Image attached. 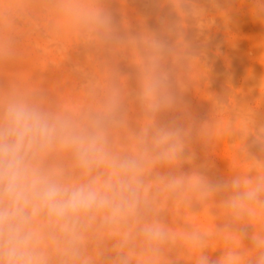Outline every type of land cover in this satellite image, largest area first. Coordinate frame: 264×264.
Wrapping results in <instances>:
<instances>
[{
    "label": "clouds",
    "instance_id": "obj_1",
    "mask_svg": "<svg viewBox=\"0 0 264 264\" xmlns=\"http://www.w3.org/2000/svg\"><path fill=\"white\" fill-rule=\"evenodd\" d=\"M22 3L34 10V31L57 37L60 65L69 36L99 70L78 66L79 88L55 100L41 81L0 86V264H179L193 250L194 264H264V161L245 144L241 151L261 170L255 180L232 172L213 183L198 170L185 173L194 140L210 146L237 129L232 121L213 128L190 117L158 119L181 106L175 73L198 54L183 25L207 9L174 0L159 30L133 32L117 26L103 0H0V66L19 55L10 27L25 20ZM120 60L135 67V89ZM253 145L264 152V135ZM209 206L222 210L210 229L170 224L172 209L198 215Z\"/></svg>",
    "mask_w": 264,
    "mask_h": 264
},
{
    "label": "rangeland",
    "instance_id": "obj_2",
    "mask_svg": "<svg viewBox=\"0 0 264 264\" xmlns=\"http://www.w3.org/2000/svg\"><path fill=\"white\" fill-rule=\"evenodd\" d=\"M217 2L220 7L219 10L213 7L211 0H192V3L196 6L207 9L206 13L200 18L183 25L186 31V38L196 47L198 54L194 58L190 59L184 67L178 69L176 72L177 74L175 73L177 76H182L181 78V76L177 77L175 75L176 80L179 79V81L181 80L182 82L186 81L183 82V87L184 85L186 86V96L182 95L184 99L182 98L180 108L164 112L160 115V117H163L168 121L175 120L179 123H185L186 117H190L196 124L206 123L213 128L222 127L227 123V119L228 121L232 120V122L235 120L233 122L234 127L239 131H237V134L233 136L235 139H233V137H229L230 139L228 140V136L226 135H217L215 138L216 141L214 140L213 144L210 146H205L196 140L192 142V146L200 152L207 154L210 159V163L214 162L211 165L210 171L206 173L204 172V175L213 180V183L220 180H222L221 183H223L229 179L232 172H238L242 176L247 175L251 179L255 180V177L257 176L256 173L260 174L261 170H254L255 168L257 169L256 165H254L255 168L253 166L255 161L249 159L247 154L241 151V145L242 147L245 144L249 145V152L252 155H255L257 159L264 161V152L260 151L258 145H253L255 137L264 135V96L259 95L253 87L250 90L249 86H246L249 82L246 76L248 75L249 70H251L254 66L264 65V49H262V45L264 48V0H217ZM173 3L174 0H103L104 7L112 13L117 26L127 27V25H129L130 30L133 32L140 30L141 27H147L150 30H159V21L161 16L166 15L169 12ZM33 11V9L22 3L20 12L22 15H25V20L23 23L18 21L19 23L16 22L13 24V27L16 26L14 29L12 26V28L10 27L13 31V36H16L17 34L22 36V38L16 36V39L19 37L17 39L19 40V45L26 46L28 44L27 49L29 50L30 56H32L31 63L27 68V73L18 72L11 80L39 84L43 79L40 86L46 91L48 96L51 97L50 99H52L53 97L56 98L55 95L58 93L67 94L72 92L74 89L79 88L80 81L78 74L74 71L77 67L73 65L74 61L73 64L70 65L66 62L71 58L74 60L73 57H70L74 56V53L75 57L80 59L81 66H89L92 63V67H90L95 70H99V65L94 60L89 61L87 59V51L82 45L70 44L72 42L69 36L63 37V39L65 38L64 41L67 42V45H65L64 42L65 47L68 48L71 46L68 49L69 53H67V57H69L66 58V61H63L66 62V64L62 63L61 65H57V63H61L63 60L62 55H64L63 53H58L57 48H55L57 37L49 35V39H44L36 33V31L32 30V27L29 25H32L31 13ZM254 11L259 14L256 12L254 13ZM260 12H262V14ZM244 19L247 20L245 23L244 21L240 22ZM236 23H238L239 27ZM234 25H237V27ZM24 29L25 34L22 33L24 32ZM34 38L36 40L39 39V45L42 43V45L51 44L47 47L45 53L42 50L44 49L42 45H34V42L33 44L30 42L31 40L36 41ZM173 43L176 45H182L183 41L178 37H174ZM35 46L38 47L35 48ZM257 47L259 49H257ZM59 54H61V56ZM57 55L58 57H56ZM129 55H131V53H129ZM50 59L53 60L51 61ZM54 59L57 61L56 64ZM173 60L174 57H170L169 63L171 64ZM241 60H244V62H241ZM121 61V64L118 62L116 67L125 78L128 77L127 82H132L135 89L136 69L126 60ZM50 62L54 63L57 67L54 65L51 66V64L49 65ZM71 62L72 61L70 60V63ZM71 65L74 67L73 69ZM243 65L247 68L244 69L245 71L242 69ZM68 68L71 70L70 73ZM241 69L244 74L246 73L245 75L241 74ZM40 71H42V73ZM33 74H35L36 77L39 76V79H42L37 80V78H32ZM66 77L69 81L66 80ZM9 81V79L1 80L0 86L7 87ZM69 84L73 86H69ZM262 89L264 90V86ZM187 90H190L191 93ZM252 90L255 92L251 93ZM256 92L257 94H255ZM54 98L52 100H54ZM188 98L191 100L189 101ZM184 105L186 106L184 107ZM239 106L241 108H239ZM185 108H187V110ZM188 108H190V110H188ZM247 108H250V111H248ZM189 111H191V113ZM246 112L247 114H245ZM238 114L239 116H237ZM235 115L236 117H234ZM240 119L242 121L239 122ZM244 119L249 121L246 127L247 129H242L241 127L243 125L242 123L245 122ZM238 123H241V126ZM239 129H242L241 131L243 132ZM241 134L242 136H247L242 137ZM228 141L231 142L229 143ZM232 143L234 144L232 145ZM229 144L232 148L228 146ZM249 163L251 164L249 165ZM251 165L253 168L250 167ZM213 166H215L214 174L211 173V176H209L211 170L214 169ZM248 166L249 168H252L251 174L245 173L247 172L246 169L249 171L247 168ZM188 167L187 163L183 164L181 171L190 173L193 170H197L194 167L192 169L190 167L187 169ZM252 172L255 173L253 174ZM215 173H217V175H215ZM213 176L216 178V181L213 179ZM248 230L253 231L250 226L248 227Z\"/></svg>",
    "mask_w": 264,
    "mask_h": 264
},
{
    "label": "bare ground",
    "instance_id": "obj_3",
    "mask_svg": "<svg viewBox=\"0 0 264 264\" xmlns=\"http://www.w3.org/2000/svg\"><path fill=\"white\" fill-rule=\"evenodd\" d=\"M244 7H245V5H244ZM247 11H249V10H247ZM246 11V12H247ZM256 11H254V13H255ZM256 13H258V12H256ZM261 14H262V12H260ZM246 14V13H245ZM259 14V13H258ZM247 15V14H246ZM256 15V14H255ZM25 16V15H24ZM251 16H253V15H251ZM258 16V15H257ZM245 17V16H244ZM249 17V16H248ZM254 18V17H253ZM242 19H243V17H242ZM246 19V18H245ZM242 20V21H240V22H243L244 21V23H245V21H247V20ZM248 19V18H247ZM238 20V19H237ZM30 22V21H29ZM236 22H238V21H236ZM19 23V22H18ZM23 23V22H22ZM31 23V22H30ZM243 23V24H244ZM25 24V23H24ZM237 25H238V23H236ZM237 25L235 26V27H237ZM240 25H241V23H240ZM248 25V24H247ZM12 27H13V25H11ZM15 26V25H14ZM18 26V25H17ZM25 26V25H24ZM11 27V28H12ZM19 27V26H18ZM238 27H239V25H238ZM14 28H16V26L15 27H13V29ZM29 28V27H28ZM241 28V27H240ZM31 29V28H30ZM237 29V28H236ZM256 29H257V27H256ZM32 30H33V27H32ZM234 30H235V28H234ZM23 31V30H22ZM21 31V32H22ZM12 29H10V34L12 35ZM28 32V31H27ZM26 32V33H27ZM20 33V32H19ZM22 33H24L25 34V29H24V32H22ZM37 33V32H36ZM23 34V35H24ZM28 34V33H27ZM21 35V34H20ZM51 35V34H50ZM16 36H19V34H17ZM15 36V37H16ZM19 37H21L22 38V36H19ZM19 37H17V39L19 38ZM35 39V38H34ZM48 39H49V37H48ZM52 39V38H51ZM51 39H50V41H51ZM54 39V38H53ZM63 39V38H62ZM65 39V38H64ZM64 39H63V43L65 42V45H67L66 43V41H64ZM21 40V39H20ZM36 40V39H35ZM38 40L39 39H37L36 41H30L32 44H33V42H34V45H39V42H38ZM259 40H261V39H259ZM263 40V39H262ZM46 41V40H45ZM237 42V41H236ZM261 42V41H260ZM263 42V41H262ZM26 43V42H25ZM40 43H42V42H40ZM51 43V42H50ZM20 44V43H19ZM21 44H24V43H21ZM43 44V43H42ZM41 44V45H42ZM70 44H72V43H70ZM30 45V44H29ZM41 45H39V46H41ZM49 45H51V44H49ZM49 45H42V47L44 48V49H42L43 51H44V53H45V50L47 49V47L49 46ZM260 45V44H259ZM27 46H28V44L26 45V46H22V45H19L18 47H19V55L17 56V58L15 59V60H13L12 62H10V63H8V64H6V65H3V66H0V81L1 80H11V79H13V77H15L17 74L16 73H18V72H23V73H27V68L29 67V65H30V63H31V60H32V56H30V54H29V50L27 49ZM74 46H76V45H74ZM258 46V45H257ZM36 47H38V46H35V48ZM69 47H71V46H69ZM78 47V46H77ZM82 47V46H81ZM50 48V47H49ZM56 48V47H55ZM66 48V47H65ZM259 48H260V46H259ZM258 47H257V49H259ZM34 49V48H33ZM37 49H39V48H37ZM262 49H264L263 48V45H262ZM41 50V49H40ZM49 50V49H48ZM47 50V51H48ZM81 50V49H80ZM79 50V51H80ZM36 51V50H35ZM46 51V52H47ZM55 51V50H54ZM74 51V50H73ZM77 51V50H76ZM264 51V50H263ZM38 52V51H37ZM75 52V51H74ZM84 52V51H83ZM67 53H69V52H67ZM85 53V52H84ZM71 54V53H70ZM46 55V54H45ZM60 56H61V54H59ZM66 55H68V54H66ZM63 57L62 58H64V55H62ZM77 56V55H76ZM56 57H58V55L56 56ZM69 57V56H68ZM67 57V58H68ZM70 57H73V59L74 60H72V58L71 59H68L69 61H66V59H65V61L66 62H68L69 63V65L70 64H73V61H74V64L73 65H75L76 67H78V66H81V62H80V59L77 57H75V53H74V56H70ZM51 58V57H50ZM60 59V58H59ZM247 59V58H246ZM51 60V59H50ZM49 60V61H50ZM53 60V59H52ZM51 60V61H52ZM55 60V59H54ZM58 60V59H57ZM70 60L72 61L71 63H70ZM56 61V60H55ZM55 61H53V62H55ZM244 62V60H241V62ZM254 61V60H253ZM66 62H62L63 64L65 63L66 64ZM120 63L119 64H121V60L119 61ZM263 62V61H262ZM52 63V62H51ZM57 63V61L55 62V64ZM67 63V64H68ZM87 63V62H86ZM52 64H54V63H52ZM58 64H60V63H57V65ZM84 64V63H83ZM88 64H89V62H88ZM130 65H131V63H129ZM248 64V63H247ZM42 65V64H41ZM50 65V64H49ZM128 65V64H127ZM245 65H246V63H245ZM245 65H243V67L245 66ZM259 65H260V63H259ZM52 66V65H51ZM72 66V65H71ZM92 67V63H91V65H89V67ZM56 67V66H55ZM90 67V68H91ZM242 67V66H241ZM242 67V69L244 70V69H247V68H243ZM74 67L72 66V69H73ZM242 69H241V74H244L243 73V71H242ZM66 70H67V68H66ZM68 70H70L69 68H68ZM75 71V70H74ZM134 71V70H133ZM245 71V70H244ZM41 73H42V71H40ZM45 72V71H44ZM71 72V70L69 71V73ZM76 72V71H75ZM132 72V71H131ZM177 72V71H176ZM46 73H48V72H46ZM36 74V73H35ZM35 74H33V77L32 78H37V80H41V79H39L40 77L39 76H35ZM43 74H45V73H43ZM177 74V73H176ZM175 74V75H176ZM179 74V73H178ZM246 74V73H245ZM244 74V75H245ZM38 75H39V73H38ZM48 75V74H47ZM19 76V75H18ZM44 76V75H43ZM42 76V77H43ZM177 76V75H176ZM176 76H175V78H176ZM181 75H179V76H177V77H180ZM247 76V79H248V85L246 84V86H249V88H250V90H251V88L253 87V89L255 90V91H257L258 92V94L259 95H261V96H264V95H262V94H264V90L262 89V87L264 86V65H261V66H254L253 68H251V70H249V72H248V75H246ZM45 77V76H44ZM21 78V77H20ZM79 78V77H78ZM181 78H182V76H181ZM180 78V79H181ZM244 78V77H243ZM30 79V78H29ZM28 79V80H29ZM185 79V78H184ZM183 79V80H184ZM21 80V79H20ZM27 80V81H28ZM43 80V79H42ZM41 80V81H42ZM57 80V79H56ZM66 80L67 81H69L68 79H67V77H66ZM246 80V79H245ZM177 82H178V84L179 85H181V86H183V82H186V81H179V79H177L176 80ZM190 82V81H189ZM243 82H244V80H243ZM47 83H48V81H47ZM128 83V87H129V89H134V84L132 83V82H127ZM188 83V82H187ZM245 83V82H244ZM249 83H250V85H249ZM59 85V84H58ZM243 85V84H242ZM69 86H73V85H70L69 84ZM186 86L184 85V91L183 92H181L180 93V95H181V97H182V95H185L186 96V91H185V88ZM60 88H61V86H60ZM72 88V87H71ZM75 88V87H74ZM73 88V89H74ZM247 88V87H246ZM72 89V90H73ZM47 90H48V87H47ZM247 90H249V89H247ZM187 91H189L190 92V90H187ZM255 91H253L252 90V92L251 93H253V92H255ZM46 92V91H45ZM257 92L255 93V94H257ZM185 93V94H184ZM191 93V92H190ZM59 94V93H58ZM188 94V93H187ZM250 95H252V94H250ZM56 96V95H55ZM190 97V96H189ZM248 97V96H247ZM51 98V97H50ZM54 98V97H53ZM52 98V99H53ZM183 99H184V97H182ZM191 98V97H190ZM190 98H188V100L190 101L191 99ZM260 98V97H259ZM54 100H55V98H54ZM187 100V99H186ZM190 103V102H189ZM184 104V103H183ZM187 104V103H186ZM189 105V104H188ZM186 105H184V107H185ZM239 108H241L240 106H239ZM186 110H187V108H185ZM250 108H247V110L248 111H250L249 110ZM260 109V108H259ZM188 110H190V108H188ZM243 110V109H242ZM246 110V109H245ZM247 111V112H248ZM190 113H191V111H189ZM247 112L245 113V114H247ZM244 113V112H243ZM194 115V114H193ZM241 115V114H240ZM237 116H239V114L237 115ZM250 116V115H249ZM231 117V116H230ZM234 117H236V115L234 116ZM241 117V116H240ZM243 117H244V115H243ZM248 117V116H247ZM252 117V116H251ZM250 118V117H249ZM159 119V122L160 123H162V124H164V123H169L170 121H168L167 119H165V118H163V117H159L158 118ZM245 120V119H244ZM227 122H228V119L226 120ZM230 121V120H229ZM232 121V120H231ZM235 121V120H234ZM233 121V122H234ZM240 121H242L241 119L239 120V122ZM200 122V121H199ZM239 124V123H238ZM242 124H244V122L242 123ZM240 126H241V123L239 124ZM240 126H239V128H240ZM217 128V127H216ZM243 129V128H242ZM242 129H239L240 131L242 130ZM247 129V128H246ZM238 131V130H237ZM246 131V130H245ZM239 132V131H238ZM241 132H243V131H241ZM248 133V132H247ZM243 134V133H242ZM242 134H241V136H242ZM244 134H246V133H244ZM247 136V135H246ZM246 136H242V137H246ZM239 137H240V135H239ZM242 137H241V139H242ZM238 138V137H237ZM230 138L228 137V140H229ZM233 139H235L234 137H233ZM243 140V139H242ZM216 141V140H215ZM229 142V141H228ZM231 142V141H230ZM229 142V143H230ZM234 142V141H233ZM246 142V141H245ZM247 143V142H246ZM234 143H232V145H233ZM223 146V145H222ZM221 146V147H222ZM228 146H230L231 147V145L229 144ZM232 148V147H231ZM239 149V148H238ZM241 149H242V145H241ZM191 150H192V152L195 154V159H194V161H193V163H191V164H188V166L192 169L193 167L194 168H196L198 171H200V172H202L203 174H204V172L206 173V172H208V171H210V169H211V165L214 163V162H211L210 163V159H209V157H208V155L207 154H204V152H200L199 150H197V149H195L193 146H192V144H191ZM227 152V151H226ZM239 153H240V151H239ZM227 154V153H226ZM226 156H228V155H226ZM233 156V155H232ZM255 156V155H254ZM248 157V156H247ZM244 160H245V158H244ZM251 163H253V162H251ZM251 163H249V165L251 164ZM247 164V163H246ZM215 165V164H214ZM234 165V164H233ZM255 165V163L253 164V166ZM192 166V167H191ZM245 166V165H244ZM253 166L251 165L250 167H252L253 168ZM189 167L187 168V169H189ZM214 167V169L213 170H211V172H210V175L209 176H211V173L212 174H214V170H215V166H213ZM248 169H252V168H249V166L247 167ZM254 168H255V166H254ZM219 170V169H218ZM254 170H257L258 171V169H254ZM254 170H252V171H254ZM246 171L247 172H245V173H250L251 174V171H248L247 169H246ZM260 171V170H259ZM219 172V171H218ZM217 172V173H218ZM217 173H215V175H217ZM253 173V172H252ZM255 173V172H254ZM253 173V174H254ZM259 173H256V175H258ZM249 175V174H248ZM252 176V175H251ZM214 177V176H213ZM220 178H223V177H220ZM214 180L216 179L215 177L213 178ZM211 180V179H210ZM212 182H213V180H211ZM216 181V180H215ZM214 181V182H215ZM221 181L222 180H220V181H217L216 183H221ZM225 182V181H224ZM216 213L215 215H213V213ZM220 218H222V210L221 209H219L218 207H216V206H209L208 208H206L205 210H203L200 214H198V215H191V214H189V213H187L185 210H180V212L179 213H177V211L175 210V209H172V210H170V215H169V221H170V224H171V226L174 228V229H176L177 231H179L180 229H181V227H182V225L183 224H191V225H193L194 227H200V228H202V229H210L211 227H212V225H213V223L217 220V219H220ZM250 229V228H249ZM247 231H248V233H249V236L251 235V233H252V231H249L248 229H247ZM214 244H216V246H220V247H222L223 245L222 244H220L218 241H216V242H214ZM244 244H245V246L247 247V248H251L253 245H252V242H251V240L250 239H245L244 240ZM196 252H195V250H193V251H191V252H185V253H182L181 254V258H182V260L181 261H179V264H194V261H195V256H196ZM222 255V249H217V250H215V251H212L211 253H210V258H211V260H213V261H215V260H217V259H219V257ZM247 255H252V253H247Z\"/></svg>",
    "mask_w": 264,
    "mask_h": 264
}]
</instances>
